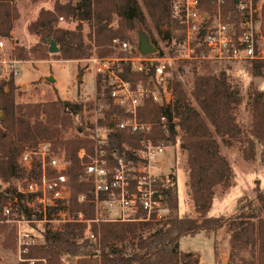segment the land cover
Wrapping results in <instances>:
<instances>
[{
    "label": "trees",
    "instance_id": "trees-1",
    "mask_svg": "<svg viewBox=\"0 0 264 264\" xmlns=\"http://www.w3.org/2000/svg\"><path fill=\"white\" fill-rule=\"evenodd\" d=\"M17 0H0V37H10L16 21L20 18ZM36 1V0H33ZM236 0H226L223 14L237 20L233 14ZM172 0H77V3H55L53 9L41 8L37 17L28 24L30 33L39 36L40 41L30 50L16 47L18 58L79 60L95 52L99 56L116 54L123 57L126 52L117 51L114 39L129 40L137 28L143 29L158 45L154 30L161 32L167 26L168 36L183 39L178 31V22L171 15ZM203 8L208 9L207 0ZM73 16L90 26L89 43L85 41L80 28L70 30L57 25L59 17ZM264 27V5L262 6ZM81 23H79V27ZM54 40L59 52L50 54ZM183 60L182 63H195ZM210 60H202L203 74H197L192 98L184 84L173 77L174 100L167 106L146 100L140 111L142 120L154 123V137L163 138L168 144H180L187 152L189 184L195 208L202 220L189 212H180L177 176L171 172L167 187L170 212L167 217L150 221H92L96 217L91 189L93 183L80 179L82 166L77 157L81 148L88 152L94 149V126L87 113L91 101L57 98L41 102H17L19 86L10 81L0 83V180L8 182L0 187V205L10 196H18L13 209L17 214L32 218L25 204L26 196L18 191L16 181H33L40 175L35 163L30 171L22 169L19 156L25 148H35L41 142H50L56 151L64 152L71 160L69 180L71 214L83 212L90 222H68L64 229L38 228L39 236L24 255L35 259L33 264H60L66 254L71 264H200V258L192 251L180 249L181 239L199 232L212 234L227 226L232 230L230 242L233 246L251 245L256 250L253 260L246 264H264V191L257 189L256 199L244 195L238 200L240 213L227 218L223 215L210 216L209 211L215 197L217 185L229 186L235 175L229 160L221 152V144L230 146L241 134L234 108L241 102L240 92L231 85L226 70L214 73L209 70ZM254 75L264 76V58L251 60ZM171 67H168L170 70ZM124 78L131 81L148 79V74L131 69L130 63L122 62ZM109 107L101 124L104 125V147L113 162L123 155L137 166L139 161L133 148L139 147L141 134L131 133L119 127L124 116L121 109L107 98ZM166 117V127L160 123ZM248 139V158L253 156L255 141L262 144L264 161V91L256 90L252 100V126ZM128 147V148H127ZM85 195L84 198L82 196ZM243 203V201H245ZM53 209H50V213ZM42 218V215H36ZM35 228L37 226L33 224ZM91 234L95 236L92 237ZM5 248L16 249L17 229L0 223V238ZM217 241H215V248ZM19 264H31L23 260Z\"/></svg>",
    "mask_w": 264,
    "mask_h": 264
},
{
    "label": "built area",
    "instance_id": "built-area-1",
    "mask_svg": "<svg viewBox=\"0 0 264 264\" xmlns=\"http://www.w3.org/2000/svg\"><path fill=\"white\" fill-rule=\"evenodd\" d=\"M225 1L207 0L209 8L205 9L204 0H172L171 15L178 22V31L183 33L180 41L185 48L184 58L236 61L264 58L259 0H236L233 14L237 20H232L230 15L224 16ZM59 19L64 20V17ZM114 42L127 54L123 57L93 54L87 58L94 67L96 78L97 92L89 110L95 133L93 151L81 148L77 153L82 166L80 179L93 183L91 193L96 217L92 221L160 220L170 212L167 187L171 172L164 171L161 164L166 160L169 144L166 139L154 137V123L142 120L140 111L148 99L162 106L173 102V83L168 70L171 58L162 56L155 45L154 53L143 54L137 43L118 39ZM5 44V38L0 37V83H16L22 60L8 57ZM123 61L129 62L133 71L148 74L147 81L124 78L121 74ZM106 98L124 113L123 117L116 115L119 127L141 134L139 147L132 149L139 161L137 166L123 155H118L113 162L107 156L105 127L101 124L109 107ZM160 123L166 127V117L163 116ZM18 163L26 171H30L35 163L40 167L37 179L18 185V191L26 196L24 202L32 218L13 210L18 202L15 195L0 205V223L15 226L20 260L33 264L35 259L24 258L35 242L33 224L43 223L47 229L56 231L64 229L68 222L91 220H86L83 212L71 214L69 211L71 160L64 152L56 151L50 142H41L35 148H25ZM50 209H53L51 213ZM36 215H42V218H36ZM91 236L95 238L94 234ZM77 260L71 261L64 254L60 264L76 263Z\"/></svg>",
    "mask_w": 264,
    "mask_h": 264
},
{
    "label": "rangeland",
    "instance_id": "rangeland-1",
    "mask_svg": "<svg viewBox=\"0 0 264 264\" xmlns=\"http://www.w3.org/2000/svg\"><path fill=\"white\" fill-rule=\"evenodd\" d=\"M56 1H16L20 18L16 21L11 36L2 37L6 40L5 53L8 57L18 58L14 53L16 47H24L26 50H30L31 47L39 43V36L29 32L28 24L37 17L41 8L53 9ZM58 1L77 3V0ZM263 5L264 3L259 1V6ZM79 23H81L80 27ZM57 25L70 30L80 28L85 41L89 43L91 29L87 22H79L77 18L70 16L64 17V20L59 19ZM161 29V32L154 30L153 34L158 41V45L155 46L162 56L171 58L170 80L173 81L174 76L181 80L186 92L192 98L191 93L194 89L195 77L197 74H203L206 71L202 67V60L206 59L184 58L185 48L181 46V41L177 37L168 36L167 26H163ZM261 32L264 33L263 24ZM130 34L137 44L141 38L146 36V32L141 28L131 31ZM150 40L152 42L151 36ZM262 47H264V42H262ZM116 49L121 51L118 44ZM95 50L93 49V54H97ZM87 58L79 60L54 59L52 57L36 59L34 56L29 60L18 58L22 60V63L20 65L21 73L16 79V84L19 86L16 96L17 102H41L57 98L91 101L97 92L96 78L94 67ZM193 59H196L197 62L182 63L183 60L193 61ZM222 69L227 71L231 85L240 92L241 102L235 106L234 113L242 131L230 146L221 144V152L229 160L235 175L229 186L217 185L215 187V197L209 215H223L231 218L240 213L239 198L246 195L254 200L258 188L264 191V161L262 160L261 143L255 141L253 156L248 158L250 152L248 139L251 136L250 129L252 126V100L256 90L264 91V76L254 75L250 60H210V71L218 73ZM80 73L82 76H79ZM51 76L54 77V81L49 80ZM87 116L90 119L89 112ZM166 156V160H163L161 164L164 171L173 172L177 176L180 212H189L198 220H202L191 195L187 152L179 143L169 144ZM22 182L16 181V184L19 185ZM0 184L3 188L9 185L8 182L2 180H0ZM36 226L37 228L32 229V231L38 237L40 230L38 228H44L45 224L37 223ZM231 235L232 230L227 226L212 234L199 232L194 236L188 235L181 239L180 249L194 252L200 258V264H246L245 260H253L256 252L253 246H233L230 242ZM2 237L3 235L0 238V264H19L22 260H20L17 245L14 250L5 248L2 244ZM215 241H217L216 248Z\"/></svg>",
    "mask_w": 264,
    "mask_h": 264
},
{
    "label": "water",
    "instance_id": "water-1",
    "mask_svg": "<svg viewBox=\"0 0 264 264\" xmlns=\"http://www.w3.org/2000/svg\"><path fill=\"white\" fill-rule=\"evenodd\" d=\"M138 47H139L140 52H142L143 54H150V53H154L156 51V47L151 42L150 35L147 32H146V36L140 39ZM49 52L50 53L59 52V47H58V44L56 43V41H54V40L51 41ZM79 76H82V73H80ZM49 80L54 81L55 79H54V77L51 76V77H49ZM0 187H1V184H0Z\"/></svg>",
    "mask_w": 264,
    "mask_h": 264
},
{
    "label": "crops",
    "instance_id": "crops-1",
    "mask_svg": "<svg viewBox=\"0 0 264 264\" xmlns=\"http://www.w3.org/2000/svg\"><path fill=\"white\" fill-rule=\"evenodd\" d=\"M259 1H260V3H262V4L264 3V0H259Z\"/></svg>",
    "mask_w": 264,
    "mask_h": 264
}]
</instances>
